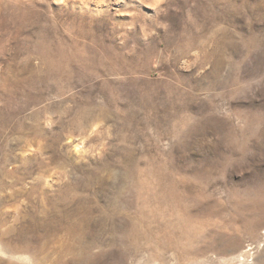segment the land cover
<instances>
[{
    "label": "rangeland",
    "instance_id": "1",
    "mask_svg": "<svg viewBox=\"0 0 264 264\" xmlns=\"http://www.w3.org/2000/svg\"><path fill=\"white\" fill-rule=\"evenodd\" d=\"M0 264H264V0H0Z\"/></svg>",
    "mask_w": 264,
    "mask_h": 264
},
{
    "label": "bare ground",
    "instance_id": "2",
    "mask_svg": "<svg viewBox=\"0 0 264 264\" xmlns=\"http://www.w3.org/2000/svg\"><path fill=\"white\" fill-rule=\"evenodd\" d=\"M46 60H49V59H46ZM52 61H53V60H52ZM48 63H49V62H48ZM54 65H55V63H54ZM54 65H53V66H54ZM55 67H56V66H55ZM52 69H53V68H52ZM82 114H83V113H82ZM84 116L89 117L90 114H89V113H86V115H84ZM83 119H84V118H83ZM20 123H21V122H20ZM18 125H19V124H18ZM17 130H19V131H24V125H22V124L19 125L18 128H17ZM24 139H25V138H24ZM26 140H27V139H26ZM46 143H47V142H46ZM39 161H40V160H39ZM39 161H38V162H39ZM48 163H49V162H48ZM37 164H38V163H37ZM39 165L42 166V167H43V166H46V165H45V160H44V161L41 160V161L39 162ZM27 169H28V168H27ZM86 184H87V183H86ZM77 190H78V189H77ZM60 196H61V195H60ZM50 197H51V196H50ZM65 198H66V197H65ZM42 199H43V198H42ZM67 199H68V198H67ZM75 199H76V198H75ZM55 201H56V200H55ZM41 203H42V202H41ZM52 203H53V202H52ZM79 208H80V207H79ZM72 213H73V212H72ZM29 216H30V215H29ZM63 216H64V215H63ZM61 226H62V225H61Z\"/></svg>",
    "mask_w": 264,
    "mask_h": 264
}]
</instances>
